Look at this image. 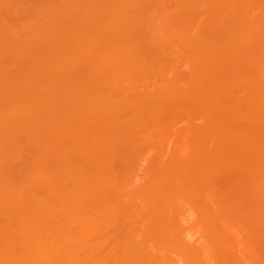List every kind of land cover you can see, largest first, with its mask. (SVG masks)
Here are the masks:
<instances>
[{
  "label": "bare ground",
  "instance_id": "bare-ground-1",
  "mask_svg": "<svg viewBox=\"0 0 264 264\" xmlns=\"http://www.w3.org/2000/svg\"><path fill=\"white\" fill-rule=\"evenodd\" d=\"M0 264H264V0H0Z\"/></svg>",
  "mask_w": 264,
  "mask_h": 264
},
{
  "label": "rangeland",
  "instance_id": "rangeland-1",
  "mask_svg": "<svg viewBox=\"0 0 264 264\" xmlns=\"http://www.w3.org/2000/svg\"><path fill=\"white\" fill-rule=\"evenodd\" d=\"M175 3V2H174ZM173 3V4H174ZM175 13V5H173L171 7V10H170V14H174ZM180 70L183 71V72H187L188 70L186 69L185 66H181L180 67ZM185 124H183L182 126H184ZM149 154L151 155V152H149ZM149 167V162H145L144 165H143V170L147 169ZM143 180L142 179H138L137 180V183L134 185V186H141L143 184Z\"/></svg>",
  "mask_w": 264,
  "mask_h": 264
}]
</instances>
